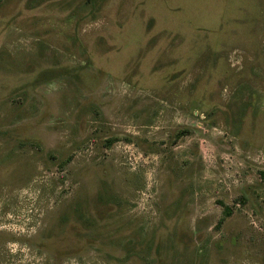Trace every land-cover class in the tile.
I'll use <instances>...</instances> for the list:
<instances>
[{"label":"rangeland","instance_id":"rangeland-1","mask_svg":"<svg viewBox=\"0 0 264 264\" xmlns=\"http://www.w3.org/2000/svg\"><path fill=\"white\" fill-rule=\"evenodd\" d=\"M0 264H264V0H0Z\"/></svg>","mask_w":264,"mask_h":264},{"label":"trees","instance_id":"trees-1","mask_svg":"<svg viewBox=\"0 0 264 264\" xmlns=\"http://www.w3.org/2000/svg\"><path fill=\"white\" fill-rule=\"evenodd\" d=\"M228 212H229L228 208L224 206V207H223V214H224V215H227Z\"/></svg>","mask_w":264,"mask_h":264}]
</instances>
